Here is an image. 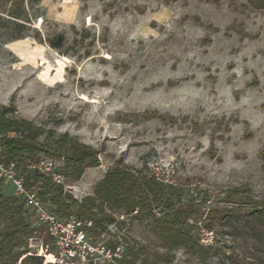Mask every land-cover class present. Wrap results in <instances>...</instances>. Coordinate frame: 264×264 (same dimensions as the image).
<instances>
[{
    "label": "rangeland",
    "instance_id": "obj_1",
    "mask_svg": "<svg viewBox=\"0 0 264 264\" xmlns=\"http://www.w3.org/2000/svg\"><path fill=\"white\" fill-rule=\"evenodd\" d=\"M15 1L0 0V111L41 129L42 152L26 162L52 160L77 202L118 160L167 185L153 217L112 213L115 239L130 245L118 264H200L159 234L166 201L192 209L182 231L192 227V242L210 249L208 264H264V8L248 0H24L26 37L10 40ZM58 36L56 49L48 40ZM63 135L95 150L99 164L78 181L56 143ZM0 195L14 197L12 184L0 180ZM11 231L0 219V235ZM18 237L13 252L25 250V234Z\"/></svg>",
    "mask_w": 264,
    "mask_h": 264
},
{
    "label": "trees",
    "instance_id": "obj_2",
    "mask_svg": "<svg viewBox=\"0 0 264 264\" xmlns=\"http://www.w3.org/2000/svg\"><path fill=\"white\" fill-rule=\"evenodd\" d=\"M23 2L24 0L15 1L16 6L12 10H8L6 22L13 25L10 40L26 37L23 29L27 18L22 8ZM27 2L32 5L33 0H27ZM248 2L254 9L264 8V0H248ZM48 42L52 47L59 49L62 45V37L58 36L56 42L51 40ZM9 133H14V136H8ZM39 135H41V129L35 128L31 122L17 120L12 116L8 117L6 112L0 111V148L3 162L5 164L11 161L16 162L18 170L22 169L21 172L24 170L26 173L23 178L28 187H36L35 185L41 182L38 186L41 190L38 192L39 197L43 201H49L57 216L64 218L76 215L92 220L95 226L106 229L105 223L110 224L115 221L112 215L114 212L122 211L125 215H132L137 209L138 211L133 217L141 218L153 217L152 210L159 209L161 205L160 192L167 185L158 183L154 176L147 177L142 172L133 170L121 160L115 162L108 169L104 177L94 186L92 195L77 202L64 193L62 186L55 185L26 169L28 157L42 152L36 146ZM56 143L61 149L66 147L69 153L66 162L70 172L67 175L74 181L80 179L85 168L99 164L95 150L68 138L66 135H63ZM21 165H23L22 168ZM160 213L161 216L155 221L159 228V234L166 241L171 242L170 246L183 247L191 253H196L200 264H208L207 255L210 249L192 242L188 236L192 227L187 232L182 231L183 226L193 214L192 209L166 201L164 209L160 210ZM258 213L262 215L264 211L260 210ZM0 219L12 224V231L9 234L0 235V264L15 263L28 251L25 245L23 252H13L12 247L20 243L18 234L22 233L27 237L30 233L29 215L20 199L0 195ZM262 245L264 253V235ZM27 257L28 260L24 264H42L40 258ZM122 264H134V262L130 260L122 262Z\"/></svg>",
    "mask_w": 264,
    "mask_h": 264
},
{
    "label": "built area",
    "instance_id": "obj_3",
    "mask_svg": "<svg viewBox=\"0 0 264 264\" xmlns=\"http://www.w3.org/2000/svg\"><path fill=\"white\" fill-rule=\"evenodd\" d=\"M26 169L62 186L64 193L69 188L52 160L28 162ZM0 179L12 184L14 197L22 201L24 209L34 220L25 238V247L28 255L42 259L43 264H118L123 256V246H130L121 239H115V232H119L115 222L101 229L83 217L57 216L49 201L39 197L35 187L25 185L16 162H3L1 148ZM154 214L158 215L156 211ZM48 248L52 251V260H46Z\"/></svg>",
    "mask_w": 264,
    "mask_h": 264
},
{
    "label": "crops",
    "instance_id": "obj_4",
    "mask_svg": "<svg viewBox=\"0 0 264 264\" xmlns=\"http://www.w3.org/2000/svg\"><path fill=\"white\" fill-rule=\"evenodd\" d=\"M89 184H90L89 180L83 181V183L81 184V187H83L82 189L84 190V187H88Z\"/></svg>",
    "mask_w": 264,
    "mask_h": 264
}]
</instances>
